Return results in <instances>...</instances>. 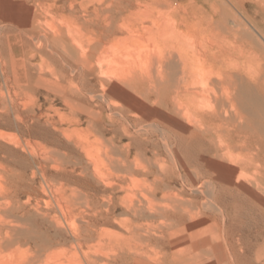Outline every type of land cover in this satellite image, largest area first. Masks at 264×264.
<instances>
[{
    "label": "bare ground",
    "instance_id": "obj_1",
    "mask_svg": "<svg viewBox=\"0 0 264 264\" xmlns=\"http://www.w3.org/2000/svg\"><path fill=\"white\" fill-rule=\"evenodd\" d=\"M0 67L85 162L0 183V264H264V0H0Z\"/></svg>",
    "mask_w": 264,
    "mask_h": 264
},
{
    "label": "rangeland",
    "instance_id": "obj_2",
    "mask_svg": "<svg viewBox=\"0 0 264 264\" xmlns=\"http://www.w3.org/2000/svg\"><path fill=\"white\" fill-rule=\"evenodd\" d=\"M5 79L0 67V183L25 184L24 192L30 191L31 195L22 193L21 203H27L29 197H32V208L40 199L42 205H45V201L55 204L62 191L77 187L72 181L78 174H75L76 170L81 169V163H85H80L77 149L66 141L62 131L68 126L63 124L61 116H69V110L57 97L48 93L44 84L40 85L39 90L36 86L27 89L29 87L24 88L26 86L15 80L17 77L14 75L10 78L13 80L11 83H7ZM127 142L124 140L122 145ZM53 189L58 191V196ZM202 195L205 196V193ZM208 202L207 197H204L202 203ZM247 221L249 222L248 219ZM262 227L264 229V224ZM250 228V224L246 225L248 234ZM247 238L250 244L252 238ZM260 240L264 249V232ZM262 256L264 257V253Z\"/></svg>",
    "mask_w": 264,
    "mask_h": 264
}]
</instances>
